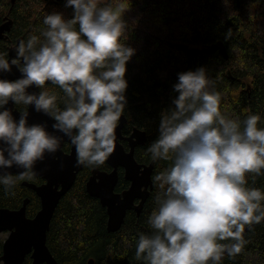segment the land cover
Returning <instances> with one entry per match:
<instances>
[{
  "label": "clouds",
  "instance_id": "obj_1",
  "mask_svg": "<svg viewBox=\"0 0 264 264\" xmlns=\"http://www.w3.org/2000/svg\"><path fill=\"white\" fill-rule=\"evenodd\" d=\"M226 8L230 0H223ZM71 18L44 16L40 37L20 40L9 60L0 53V72L16 65L22 74L0 79V186L14 194L17 182L35 175L45 153L60 149L63 136L76 150V164L97 167L113 152L115 129L127 104L126 62L136 49L121 42L131 0H65ZM78 25V28H77ZM231 35L225 33V40ZM173 107L162 111L158 136L146 153L170 160L154 181L161 189L148 216L152 231L136 239V259L145 264H222L240 253L245 225L264 220V191L246 187V173L264 170V127L259 114L233 119L219 110L220 94L203 66L179 72ZM46 82L64 93V107ZM23 104L19 119L6 108ZM54 120L29 123L28 106ZM13 165L23 169L7 171ZM228 241V243H221Z\"/></svg>",
  "mask_w": 264,
  "mask_h": 264
},
{
  "label": "trees",
  "instance_id": "obj_2",
  "mask_svg": "<svg viewBox=\"0 0 264 264\" xmlns=\"http://www.w3.org/2000/svg\"><path fill=\"white\" fill-rule=\"evenodd\" d=\"M13 1L0 0V25L5 17L11 21L10 31L0 40V53L7 56L9 47L27 41L31 35L43 40L41 31L47 13L61 12L71 18L73 12L71 7H64L65 0ZM106 2L100 1V6ZM124 19L128 29L121 42L136 51L126 62L127 104L122 113L126 123L122 135L130 136L134 129L145 132L146 140L135 147L134 158L139 164L153 163L152 188L140 213L127 211L120 229L110 233L106 230L105 209L85 191L94 170L109 172L110 168L106 160L97 167L83 165L60 198L46 233V246L56 264H145L136 259V239L140 233L152 231L147 220L161 191L154 177L171 164L170 160L153 161L146 149L158 136L161 112L173 107L172 99L177 95L173 84L179 72L205 67L220 94L221 113L240 120L248 114H259L258 127H264V0H230L228 8L223 0H131ZM229 30L231 35L225 40ZM216 44L223 46L227 59L216 50L209 51ZM44 89L55 93L58 106L64 107V93L58 85H45L40 91ZM25 107L14 104L19 112ZM121 144L128 149L127 142ZM23 181L35 185L43 182L35 177L20 180L14 194L0 186V209L18 210L28 199L26 216L32 218L40 202L22 186ZM246 181V187L264 191V174L246 173ZM128 187L119 169L115 192L121 194ZM243 237L246 243L241 252L233 257L225 254L222 264H264L263 220L251 227L245 225ZM2 243L0 238V254ZM24 264H29V259Z\"/></svg>",
  "mask_w": 264,
  "mask_h": 264
},
{
  "label": "water",
  "instance_id": "obj_3",
  "mask_svg": "<svg viewBox=\"0 0 264 264\" xmlns=\"http://www.w3.org/2000/svg\"><path fill=\"white\" fill-rule=\"evenodd\" d=\"M13 2L11 0V4ZM10 28L11 21L5 17V22L0 25V40L5 38V33H8ZM16 45L8 48L9 60L16 54ZM214 50L227 59L226 51L222 45L216 44L209 48V51ZM21 75L17 66L12 65L11 71L0 72V79L15 80ZM45 85L55 84L46 82ZM27 91L38 93L40 89L33 84L29 86ZM5 107L12 111L14 118L19 119L20 113L14 108L11 100ZM28 112L30 124L46 122L49 132L63 136L62 133L52 129L54 120L51 117L43 112H36L31 105L28 106ZM125 123V118L121 116L115 129L116 139L113 152L106 159L110 171L94 170L85 184L86 193L96 198L101 207L105 209L107 215L106 230L110 233L120 229L127 211L133 210L137 215L140 213L152 188L153 163L149 165L139 164L134 158V149L144 144L146 134L134 129L129 137L124 138L121 131ZM120 141L128 143L127 151ZM64 143L70 145L69 153L63 151ZM82 168L83 165L76 164L75 147L66 136H63L60 149L55 153L46 152L44 159L36 162L33 177L41 179L43 183L35 185L23 181L22 186L30 189L36 195L40 202V208L32 218L26 216L25 210L28 199L23 201L18 210L0 209V235L7 234L2 243L0 264H22L27 255L30 256L31 264H56L46 246V233L60 198L70 189ZM118 169L123 170L124 179L129 182V188L121 194L114 191L118 181ZM22 170L15 165L7 169L14 175ZM137 199L139 202L135 204ZM89 264H92V261Z\"/></svg>",
  "mask_w": 264,
  "mask_h": 264
},
{
  "label": "flooded vegetation",
  "instance_id": "obj_4",
  "mask_svg": "<svg viewBox=\"0 0 264 264\" xmlns=\"http://www.w3.org/2000/svg\"><path fill=\"white\" fill-rule=\"evenodd\" d=\"M121 134H122V131H121ZM123 136V135H122ZM124 137V136H123ZM127 137H129V136H127ZM127 137H124V138H127ZM147 137V136H146ZM121 142H123V141H120V143ZM126 142V141H125ZM128 144V143H127ZM65 147H68V150L67 151H65L64 150V148ZM124 148V147H123ZM128 150V149H127ZM126 150V151H127ZM63 151L65 152V153H69V151H70V145L68 144V143H64V145H63ZM119 170V169H118ZM122 170V169H121ZM123 171V170H122ZM124 177V176H123ZM43 183V182H42ZM129 183V182H128ZM129 188V187H128ZM114 191H115V189H114ZM138 202H139V200L137 199V200H135V204H138ZM27 259H29V264H31V259H30V256L29 255H27L26 257H25V259H24V261H23V263L22 264H24L25 263V261L27 260Z\"/></svg>",
  "mask_w": 264,
  "mask_h": 264
},
{
  "label": "rangeland",
  "instance_id": "obj_5",
  "mask_svg": "<svg viewBox=\"0 0 264 264\" xmlns=\"http://www.w3.org/2000/svg\"><path fill=\"white\" fill-rule=\"evenodd\" d=\"M100 1H103V0H100ZM6 237H7V234H6V233L0 235V238L2 239V241H4V239H5Z\"/></svg>",
  "mask_w": 264,
  "mask_h": 264
}]
</instances>
